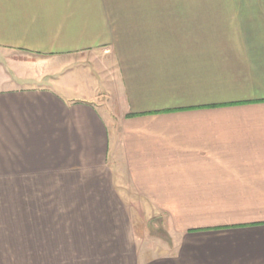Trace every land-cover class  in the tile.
<instances>
[{
  "label": "crops",
  "instance_id": "1",
  "mask_svg": "<svg viewBox=\"0 0 264 264\" xmlns=\"http://www.w3.org/2000/svg\"><path fill=\"white\" fill-rule=\"evenodd\" d=\"M93 50L111 64L78 85ZM0 264H264V19L0 0Z\"/></svg>",
  "mask_w": 264,
  "mask_h": 264
},
{
  "label": "rangeland",
  "instance_id": "2",
  "mask_svg": "<svg viewBox=\"0 0 264 264\" xmlns=\"http://www.w3.org/2000/svg\"><path fill=\"white\" fill-rule=\"evenodd\" d=\"M102 3L108 19H264V0H102ZM20 58L46 57L23 53ZM70 63L72 76L82 85L91 81L85 76L88 72L100 81L103 65H110L111 59L105 52L93 50L75 55ZM125 202L131 213L129 220L138 229L141 243H161L159 249L164 248L161 245L170 239L167 217L149 214L141 201L125 199Z\"/></svg>",
  "mask_w": 264,
  "mask_h": 264
}]
</instances>
